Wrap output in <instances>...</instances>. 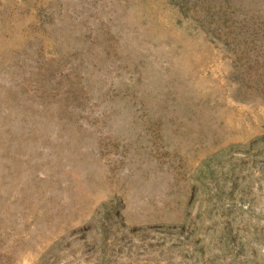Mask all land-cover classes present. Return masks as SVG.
<instances>
[{
  "label": "rangeland",
  "instance_id": "1",
  "mask_svg": "<svg viewBox=\"0 0 264 264\" xmlns=\"http://www.w3.org/2000/svg\"><path fill=\"white\" fill-rule=\"evenodd\" d=\"M197 10L0 0V264H264V54ZM80 48L102 88L64 108L50 90L42 132L9 151L29 78L73 81Z\"/></svg>",
  "mask_w": 264,
  "mask_h": 264
},
{
  "label": "trees",
  "instance_id": "2",
  "mask_svg": "<svg viewBox=\"0 0 264 264\" xmlns=\"http://www.w3.org/2000/svg\"><path fill=\"white\" fill-rule=\"evenodd\" d=\"M179 5L180 11L187 15L188 9L197 10V16L201 17L199 24L206 30L207 35H213L218 39L223 40V36L230 37L228 40L236 42H228L225 44L233 46L239 51H246L252 56L258 57L264 54V0H259V6L256 5V0H171ZM228 35V36H227ZM235 39V40H234ZM244 49V50H243ZM251 49V50H249ZM79 57L76 58L72 66V73L75 79L70 82L69 76L60 83L58 81L59 67H55L53 63L48 67H41L39 72L34 73L29 82L33 84L37 90L35 97L40 100L33 99L27 105L26 100L21 107L20 113L25 116H31L28 125L20 126V136L17 143L12 139L13 132L9 136V151L11 147L17 144L18 153H22L28 139H35L38 133L42 132L43 122L37 120V116L42 111H47L48 106L46 101L50 97L49 91L56 88H67V92L63 96L61 108L67 105L73 106L80 104L81 96L85 93V87L89 89L87 92L92 94L96 89H101L98 82L94 81L92 76V57H88V52L85 53L83 48L78 50ZM258 55V56H257ZM255 59V58H253ZM258 59V58H257ZM73 75V74H72ZM94 81V82H93ZM70 82V83H69ZM102 82V81H101ZM63 85V86H62ZM61 86V87H60ZM43 105L41 106V102ZM36 104L41 106V109L35 108ZM61 111V110H60ZM67 111V110H66ZM32 113V114H29ZM24 153V152H23ZM8 154V153H6Z\"/></svg>",
  "mask_w": 264,
  "mask_h": 264
}]
</instances>
